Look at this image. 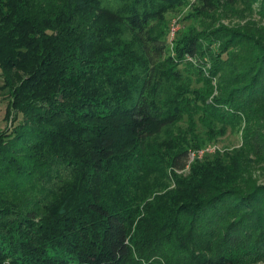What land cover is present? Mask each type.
<instances>
[{"label":"trees","instance_id":"16d2710c","mask_svg":"<svg viewBox=\"0 0 264 264\" xmlns=\"http://www.w3.org/2000/svg\"><path fill=\"white\" fill-rule=\"evenodd\" d=\"M185 3L0 0V264H235L237 251L264 247V186L219 188L229 172L197 158L194 189L212 190L197 198L175 174L198 147L187 135L234 123L264 95V45L248 84L206 102L197 84L208 91L233 66V46L204 63L209 75L193 64L186 75L200 40L170 54L161 16ZM238 36L229 44L254 54Z\"/></svg>","mask_w":264,"mask_h":264},{"label":"rangeland","instance_id":"374dc122","mask_svg":"<svg viewBox=\"0 0 264 264\" xmlns=\"http://www.w3.org/2000/svg\"><path fill=\"white\" fill-rule=\"evenodd\" d=\"M210 1L211 6L205 9L201 7L202 3L198 0H186V3L182 6L164 10L161 14L164 19L162 30L164 29L163 35L170 48V54L173 53L176 43L186 37L196 36L200 40L199 58H193L192 61H189V63H192L189 65L187 64L185 69L186 75L194 74L191 69L192 64L197 66V69H202V71L204 70V73H206L208 65H204V63H207L215 57V55L233 46V49H230L231 55L229 60L234 62V67L225 65L219 70L218 76L212 79V88H208V91L206 90L204 92L203 89H200L199 83L197 84V89H195L196 92H199V95L205 97L204 99L206 102L214 101L217 98L227 102L229 101L228 94L234 87H243V85L248 84L252 78L250 76V67L256 57L255 50L259 45H264V1ZM196 7H198V9ZM231 33H233L234 36L241 34L242 37L238 42L240 43L242 40L246 41L247 43H242L243 46H245V51L250 46L252 50H254V54H248L246 52L244 56L238 46L236 47V44H229L228 39L237 43L236 40L239 38V36H233L232 40ZM248 36L250 38H248ZM210 47L217 48V50L213 52ZM169 51L166 50L165 56L169 55ZM203 54H205V56H203L204 58L202 57ZM187 58L191 60L190 57ZM243 60L245 61L241 67L239 66V62L241 64ZM239 71H242L241 73L244 74L246 73L243 78L245 82H242V84H239L241 80L235 81L233 79L234 75ZM206 74L209 75L208 72ZM20 75L22 77L24 73L22 72ZM218 80L221 81V84H219V82L217 84ZM0 83H2L1 78ZM242 97L245 96L243 95L241 98ZM237 100L243 101L239 98H237ZM238 101L234 102V107L238 105ZM7 103L8 98L0 100V129H3L7 124L4 119ZM239 107H242L245 113L243 115H238L237 112H235L239 118L235 117L234 123L228 124L226 117H223L224 119L221 120L222 122H212L214 127L213 132L203 133L198 130L201 134H197L194 137L187 135V139H189L190 142H197L198 147L196 150L191 151L186 169L177 171L175 174L179 179L188 181L187 183L190 184L192 193H194L197 198L203 195L209 196L212 193V190L209 192H199L194 189L196 183L192 178L194 175L192 173V166L196 164L195 159L197 158L199 161L204 158H212L218 161L222 168H225V172H229L225 173V175L229 174L227 176L228 179H230L229 182L228 180L227 182L220 181L218 183L219 188L232 187L242 190L239 192L243 193L244 190H247L253 183L258 186H264V95L257 97L251 102H247V104L245 100L243 105ZM215 108L216 107H214V109ZM225 108L226 107H219L222 111H225ZM227 109L230 111V108ZM228 115L229 114H226V116ZM186 122L187 121L179 122V126L184 130L188 128ZM171 176L174 177L173 175ZM173 183L174 180L171 179L170 188L173 187ZM188 186L189 185H187V187ZM224 208L227 211L229 220L232 219L234 215L238 214L233 211V209H230L229 204L224 206ZM203 220L208 221L209 224L206 225L209 226L215 223L214 219H211V217ZM198 225H200V223H198ZM248 231L251 233L253 242L258 230L249 229ZM261 233H263L262 236H264V232L259 230L258 234L261 235ZM262 239L263 238H261V240ZM236 253L237 258L235 264H264V247L260 242H258L255 248H249L248 246L245 251H237ZM152 261H155L154 263L157 264L159 259H152Z\"/></svg>","mask_w":264,"mask_h":264}]
</instances>
